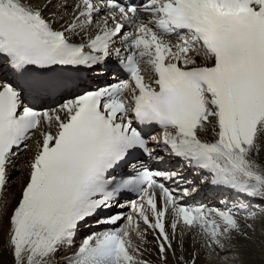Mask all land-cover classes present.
Masks as SVG:
<instances>
[{"label": "snow or ice", "instance_id": "snow-or-ice-1", "mask_svg": "<svg viewBox=\"0 0 264 264\" xmlns=\"http://www.w3.org/2000/svg\"><path fill=\"white\" fill-rule=\"evenodd\" d=\"M0 233V264L264 257V0H0Z\"/></svg>", "mask_w": 264, "mask_h": 264}, {"label": "bare ground", "instance_id": "bare-ground-1", "mask_svg": "<svg viewBox=\"0 0 264 264\" xmlns=\"http://www.w3.org/2000/svg\"><path fill=\"white\" fill-rule=\"evenodd\" d=\"M18 175H19V170L13 171L11 173L12 179L17 180ZM9 189L11 190V192L14 196L19 190V185L14 184ZM257 235H260L259 229H258ZM0 239H2V233H0ZM250 252L254 254L253 258L248 255V253H250ZM248 253H241V255H240V259L245 261V264H262V260H264V257H262L261 251L258 247L254 248L251 251H248ZM223 258H224V256H223ZM202 259H203V254L201 255V261H202ZM212 259L215 260V257H213ZM202 264H204V260H203Z\"/></svg>", "mask_w": 264, "mask_h": 264}, {"label": "rangeland", "instance_id": "rangeland-1", "mask_svg": "<svg viewBox=\"0 0 264 264\" xmlns=\"http://www.w3.org/2000/svg\"><path fill=\"white\" fill-rule=\"evenodd\" d=\"M248 255H249L250 257H252V258L254 257V254H253V253H251V252H250V253H248ZM203 260H205L204 256H203V259H202V261H200V263H201V264H202Z\"/></svg>", "mask_w": 264, "mask_h": 264}]
</instances>
